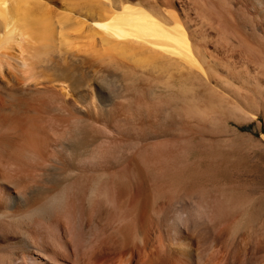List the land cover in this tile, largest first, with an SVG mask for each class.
<instances>
[{
	"label": "bare ground",
	"instance_id": "6f19581e",
	"mask_svg": "<svg viewBox=\"0 0 264 264\" xmlns=\"http://www.w3.org/2000/svg\"><path fill=\"white\" fill-rule=\"evenodd\" d=\"M245 91L264 100V0H0V158L33 161L38 106L57 122L34 172L0 170V264H264L262 208L168 184L246 122Z\"/></svg>",
	"mask_w": 264,
	"mask_h": 264
},
{
	"label": "rangeland",
	"instance_id": "374dc122",
	"mask_svg": "<svg viewBox=\"0 0 264 264\" xmlns=\"http://www.w3.org/2000/svg\"><path fill=\"white\" fill-rule=\"evenodd\" d=\"M49 11H46L47 13L46 12L39 13L38 18L41 19L43 17V14L51 15L52 11L50 12ZM70 31L74 33V29L68 28L67 32L71 33ZM39 42L41 43L40 39L34 42V43H37L36 48L39 47ZM13 54H15L16 56L18 55L17 52H13ZM13 54L11 53V55ZM14 57H13V60L15 58L17 59V57L15 58ZM108 71L111 72L112 74H116L113 69H108ZM245 96L249 103L245 107H243V109H245L243 112L246 113L244 114L243 119L246 122H243L241 124L231 122V124H229V128L227 129L229 134L225 132L226 134L223 135L224 137H222V135L220 134V136L216 138L215 141L214 140L212 142L206 141L207 142L205 143L206 148L204 150L208 149V153L210 154H207V151H203V153H193L195 157L193 156V154L189 156L186 160V163L182 165L181 167L182 169L179 167L174 171V172H178L176 174L173 173L172 175L173 177L170 178V180L173 178L174 181L169 180L168 182V184L170 183L169 185L170 188L171 186L175 187V188L173 187L175 189V192L173 193H176V189H178L177 194H180L181 192L182 193L188 192V191L190 192L192 190H195V188L196 189L199 188L200 185L202 186L206 182H209L211 186H213L214 189L219 190V191H223L225 189L224 192L225 193L227 192L226 195H228L229 193L227 197L230 199L231 205H236L237 207H240V205H243L241 206L243 209L246 208V205L248 206L253 205L252 207L256 205L255 207H258V208L260 207V209L262 208L261 210L264 212L263 210L264 207H261V205L264 206V100L259 98L252 92L245 91ZM230 100L231 102H234L236 98L232 97V99ZM54 120H55L54 117L46 113L40 106H38L37 113L32 115L30 118H28L26 124L24 125L25 130L27 131L26 133H29V134L26 135L25 141L24 140L21 141L23 142L22 144L26 148H29V150H31V152L34 154V158L32 159L33 161H30V160H28L27 162L23 161L22 162L23 164H22L21 162L17 163L15 161L12 162L10 160H5L3 158L2 159L0 158V170L1 171L3 170V172L7 174L20 173L21 175L24 174V176L25 174L26 176H28V173L31 174V172H34L36 168L39 166L37 162L43 163L51 151L52 140L50 139L52 138V130L57 125L56 120L55 121ZM30 135H34L32 136V140H31ZM39 136L40 138H38ZM27 141L29 142L28 145L26 143ZM214 142H218V143H214ZM207 144L209 146L211 145L213 149L209 147ZM204 157L207 160H205ZM190 161L192 164L190 163ZM191 165L193 168L190 167ZM196 165L199 167H196ZM183 166L185 168H188V170L183 168ZM202 167L206 169V171L204 169L202 170L201 169ZM187 171L188 173L186 174ZM192 174L195 176H192ZM198 174L201 176H198ZM57 176L50 178L52 179L51 181L56 182V183H52L51 181H49L50 179L41 178L40 180L43 181V183L42 182H40L41 184L39 183L40 186L42 185V188L40 186L39 188L41 190L46 191L47 187L45 186H49L51 188L57 187L59 181L61 180L58 178L59 176L62 177L61 175H57ZM135 176H132V175L128 176V179L129 178L130 179L128 180L126 178L120 184V187L122 188V190L127 194V200L125 202V205H136L135 208L139 210L141 205H145L146 199L150 200L149 205H155L150 189L143 183L144 177H141V175H138V174L136 177ZM187 176H188V179H187ZM191 178L193 182L196 181L198 183L196 184V182H194L193 184V182L191 181ZM197 178H198V181H197ZM185 179L187 180L188 183L184 181ZM73 180L75 179H72V181ZM125 181H127L126 184L123 183ZM135 181L137 182V184ZM175 181L177 182L175 183ZM189 181H190V184H189ZM101 182L102 183L109 182V179L108 180L107 178L103 179L101 180ZM178 182L182 184H179ZM45 183L46 185H44ZM49 183H52V185L54 184H57V185H54L52 187V185H49ZM70 183L71 184L67 185V187L71 185L69 187L70 189L66 188L65 189L66 193L65 191L63 192L64 195L67 194L68 191L73 190L71 188H74L72 184L74 183V181ZM184 184L187 187H185ZM182 187H184L185 190L184 188L182 190ZM173 188H171L172 191L174 190ZM51 190L54 191V189H51ZM69 195L71 194H68L67 196L65 195V197L62 196V199L63 198L67 199V197L69 199ZM68 199H67V203H66V200L65 201L63 200L66 205L68 204ZM63 201L62 200L60 201L61 202L60 205L64 204ZM248 206L245 210L247 212L250 211L249 208L252 209L251 206L250 207ZM243 209H241L240 212L247 214V212L243 211ZM246 214H244V216ZM244 227L245 226L241 228V232H239L240 234L239 236H242L245 233Z\"/></svg>",
	"mask_w": 264,
	"mask_h": 264
}]
</instances>
